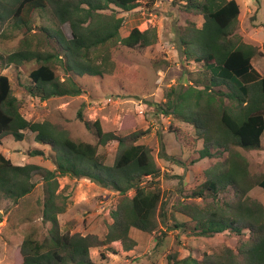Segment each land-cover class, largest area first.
I'll list each match as a JSON object with an SVG mask.
<instances>
[{
	"label": "trees",
	"instance_id": "1",
	"mask_svg": "<svg viewBox=\"0 0 264 264\" xmlns=\"http://www.w3.org/2000/svg\"><path fill=\"white\" fill-rule=\"evenodd\" d=\"M111 6L131 12L139 7V0H0L1 25L30 28L36 12L47 11L59 26L68 24L72 31L69 39L61 30L44 29L50 41L57 43L64 62L59 53L43 52L25 39L20 50L6 57L0 55V68L38 63L30 74L33 88L28 91L43 102L82 95L79 79L102 77L107 72L104 62H99L100 49L116 42L129 49H146L158 38L155 29L139 28L121 38L124 19L107 13ZM184 11L202 16L204 22L202 27L189 24L180 29L175 43L181 56L201 65L205 80H199L196 86L173 87L165 95V102L148 104L160 116L179 117L194 126L197 141L204 146L192 164L204 159L214 163L205 171V181L188 197L203 203L191 201L178 206L176 212L185 221L175 222L174 228L186 234L187 223H194V236L213 238L228 232L241 242L236 250L225 247L219 253L205 254L202 260L171 254L168 264H264V205L249 196L254 188L264 189V177L256 179L251 174L249 161L240 152L259 150L263 145L264 75L252 64L262 49L246 43L238 33L241 9L236 0H186ZM54 62L64 63V81L56 76ZM84 107L77 117L95 134L96 144L74 141L68 131L47 120H27L9 77L0 74V144L9 136L22 142L31 132L37 143L52 149L50 158L56 167L51 171L36 164L15 165L0 154V200L18 202L30 195L37 186L36 175L41 174L45 183L43 220L52 228L43 241L25 238L20 250L22 264H93L91 249L120 242L124 251H130L137 246L130 238L132 228L154 234L167 220L158 186L161 170L152 150L137 144L140 134L120 137L105 132L99 120L87 121ZM112 141L118 142L119 153L115 163L107 165L99 147ZM30 155L45 154L34 150ZM163 158L183 165L173 156L165 154ZM60 177L89 180L120 196L104 239L61 231L59 216L68 206L59 193ZM221 194L230 197L222 200ZM210 198L212 201L207 202ZM160 242L162 238H157V245Z\"/></svg>",
	"mask_w": 264,
	"mask_h": 264
},
{
	"label": "rangeland",
	"instance_id": "2",
	"mask_svg": "<svg viewBox=\"0 0 264 264\" xmlns=\"http://www.w3.org/2000/svg\"><path fill=\"white\" fill-rule=\"evenodd\" d=\"M236 1L241 9L246 4L245 0ZM185 6L186 0H139V7L131 12L111 6L107 13L124 19L121 38L128 37L134 28L141 31L155 29L157 41L146 49H129L120 42L100 49L97 52L99 62H104L107 72L102 77L79 79L84 90L80 96L40 101L28 91V88H33L30 74L38 68V63L33 61L0 68V74L9 77L13 95L27 120H47L68 131L74 141L96 144L95 134L77 117L84 105L83 114L87 121L99 120L105 132H113L120 137L140 134L137 144L146 145L153 152L161 170L158 186L167 213L165 224L160 225L154 234L132 228L130 238L137 242V246L130 251H124L119 242L110 247L91 249L93 264H168L171 254L202 260L205 254L219 253L225 247L236 250L241 242L239 237L228 232L213 238L194 236L191 234L194 223H187L186 234L174 228L175 222H184L176 212L178 206L191 201L203 203L201 199L188 197L205 181V171L214 163L204 159L192 164V160L198 157L197 152L204 146L202 141H197L194 126L179 117L160 116L148 104L165 102V95L173 87L196 86L199 80H205L201 75V65L181 56L175 43L180 29L189 24L202 27L204 22L202 16L184 11ZM44 29L61 30L66 38H71L68 24L59 26L49 12L38 11L30 28L16 29L9 24H0V55L6 57L20 50L24 40L28 39L43 52L59 53L64 62L57 43L50 41ZM237 29L246 43L262 49V54L256 56L252 64L263 76L264 0H248V8L241 11ZM62 64L54 62L52 67L56 76L64 81L67 74ZM222 91L227 89L222 88ZM262 142L259 150H240L249 161L250 172L256 179L264 177V136ZM34 150H42L45 155L33 157L30 154ZM118 153L119 144L115 141L99 147V154L107 165L115 163ZM0 154L8 156L15 165L37 164L49 170L55 168L50 158L54 152L50 147L37 143L31 132L26 133L22 142L15 141L11 136L3 139ZM165 154L182 161L183 165L166 161L163 158ZM34 180L36 188L25 198L18 202L0 200V264H22L20 250L25 238L32 236L43 241L50 233L52 225L43 220L45 183L41 174L36 175ZM58 181L59 193H62L68 206L67 212L59 216L61 231L104 239L112 224L111 212L119 203L120 196L89 180L60 177ZM249 196L264 205V189L254 188ZM229 197L230 194L220 195L222 200ZM211 201V198L207 199V202ZM157 238H162L159 245ZM247 238L248 234L242 239Z\"/></svg>",
	"mask_w": 264,
	"mask_h": 264
},
{
	"label": "crops",
	"instance_id": "3",
	"mask_svg": "<svg viewBox=\"0 0 264 264\" xmlns=\"http://www.w3.org/2000/svg\"><path fill=\"white\" fill-rule=\"evenodd\" d=\"M245 2H246V4H244V6H242V9H241V7H240V9H241V11H243V10H247V8H248V0H245ZM250 2V1H249ZM252 4V3H251ZM263 146V145H262ZM5 155V154H4ZM8 159H10L8 156H6ZM11 161H13V160H11ZM37 165V164H36ZM40 166V165H39ZM56 169V167L54 168V169H50L51 171H54ZM67 178V177H66ZM69 178V177H68ZM70 179H72V178H70ZM59 220H61V217H59ZM183 221H185V219L183 220ZM118 243V242H117ZM120 243V242H119Z\"/></svg>",
	"mask_w": 264,
	"mask_h": 264
}]
</instances>
